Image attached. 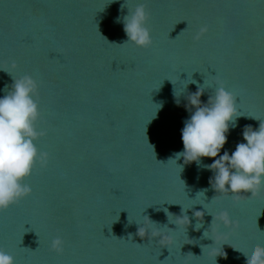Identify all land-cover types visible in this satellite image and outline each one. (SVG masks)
I'll return each instance as SVG.
<instances>
[{
  "label": "water",
  "instance_id": "obj_1",
  "mask_svg": "<svg viewBox=\"0 0 264 264\" xmlns=\"http://www.w3.org/2000/svg\"><path fill=\"white\" fill-rule=\"evenodd\" d=\"M111 2L0 0V97L13 78L37 82L35 126L46 134L35 145L49 155L24 181L31 194L0 211V250L14 264H215L212 250L225 244L216 264H245L233 248L264 246V186L234 203L210 185L204 166L214 158L202 157L200 167L169 160L183 150L181 130L194 110L186 97L196 85L184 90L191 74L199 84L216 75L240 97L220 155L244 142L245 126L264 121V0ZM138 3L148 13L147 49L122 45L115 22ZM213 94L205 89L201 102ZM182 207L189 225L176 229L164 209L179 217ZM195 211L204 213L199 230ZM225 211L238 227L218 234L212 220ZM138 224L171 229V245L141 239ZM56 236L64 240L59 255L50 248Z\"/></svg>",
  "mask_w": 264,
  "mask_h": 264
},
{
  "label": "clouds",
  "instance_id": "obj_2",
  "mask_svg": "<svg viewBox=\"0 0 264 264\" xmlns=\"http://www.w3.org/2000/svg\"><path fill=\"white\" fill-rule=\"evenodd\" d=\"M127 9L128 14L122 20L117 17L115 21L123 24V31L127 37L122 45L132 44L140 49L151 47L152 37L146 26L148 13L145 5L138 3L135 7ZM207 31L206 26L201 27L194 36V40L199 41ZM8 67L14 71L17 65L12 62ZM210 77L211 81L205 79L203 84L192 79V74L191 77L188 76V79L184 80L187 81L184 90L189 84L196 85L197 90L186 97V108L190 107L194 110L191 111L190 117L184 121V127L181 130L183 150L175 153V158L169 161H174L176 164L177 160L183 158L185 164L195 162L200 167L202 157L214 158L210 165L204 166L213 172V176L210 178L212 189L221 195L231 196L234 203H239L240 197L254 195L264 186V121L259 120L260 124L256 130H253L251 126H245L242 134L244 142L238 143L231 155L227 150L223 155H220L221 149L227 142L230 125L235 128L236 119L241 114L236 103L237 95L229 91L219 77L216 75ZM13 81L11 89L9 90L6 85L4 89L6 94L0 97V211L8 209L31 194V187L24 182L25 179L32 174L37 163L41 168H45L49 161L48 153L38 152L35 145V141L46 134L44 131H38L35 126L40 117L39 105L34 99L38 84L29 75L18 79L13 78ZM170 82L172 83V81ZM207 88H213L214 94L209 96L206 103H202L200 97ZM174 96L179 97L176 95V89ZM176 103L179 104L178 99ZM179 168L182 170V166ZM195 204H202L207 212L206 203ZM185 210L187 209L182 207L181 216L175 217L168 213L167 209H164L168 222L176 225V229L185 220L187 226L189 225L188 216L183 214ZM203 215L204 213L201 211L193 213L197 221L194 230L201 228ZM169 217H173L174 220L170 221ZM147 219L150 225H158L150 221L148 217ZM214 219L217 222L218 234H222L220 233L221 226L224 228L238 227V223L231 220L226 211L213 217L212 223ZM138 225L140 227L137 235L141 239L147 238L148 242L155 239L156 243L162 244V247L168 248L171 245L173 237L170 233L174 231L167 226L169 232L163 231L161 228ZM208 230L203 233L204 238H211L206 235ZM129 239L132 241L131 235L128 236ZM119 240L124 239L120 238ZM164 241H167V244H164ZM223 245L225 244H222L219 249L212 250L215 264L216 257L226 258ZM50 248L56 254H62L64 240L60 236H56L51 240ZM233 249L244 256L245 264H264V246L253 245L247 252ZM221 251L223 256L220 255ZM0 264H14V258L0 250Z\"/></svg>",
  "mask_w": 264,
  "mask_h": 264
},
{
  "label": "snow or ice",
  "instance_id": "obj_3",
  "mask_svg": "<svg viewBox=\"0 0 264 264\" xmlns=\"http://www.w3.org/2000/svg\"><path fill=\"white\" fill-rule=\"evenodd\" d=\"M237 97H239V96H237ZM240 98V97H239Z\"/></svg>",
  "mask_w": 264,
  "mask_h": 264
}]
</instances>
